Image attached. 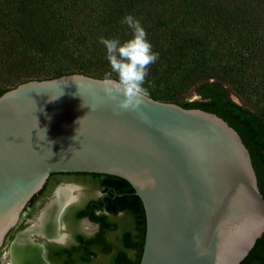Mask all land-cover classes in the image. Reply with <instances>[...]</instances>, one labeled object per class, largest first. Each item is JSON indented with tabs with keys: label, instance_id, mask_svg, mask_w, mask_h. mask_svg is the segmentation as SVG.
Returning a JSON list of instances; mask_svg holds the SVG:
<instances>
[{
	"label": "water",
	"instance_id": "water-1",
	"mask_svg": "<svg viewBox=\"0 0 264 264\" xmlns=\"http://www.w3.org/2000/svg\"><path fill=\"white\" fill-rule=\"evenodd\" d=\"M101 80H32L0 96V248L51 174H101L142 203L139 264H240L264 233V198L239 134L148 96L119 109Z\"/></svg>",
	"mask_w": 264,
	"mask_h": 264
},
{
	"label": "trees",
	"instance_id": "trees-1",
	"mask_svg": "<svg viewBox=\"0 0 264 264\" xmlns=\"http://www.w3.org/2000/svg\"><path fill=\"white\" fill-rule=\"evenodd\" d=\"M128 14L158 53L144 84L148 97L227 122L250 153L264 198V0H0V96L32 80L103 79L110 64L100 38L129 39ZM193 91L200 100L185 102ZM87 175L100 179L102 194L76 218L99 226L94 239L104 249L107 233L121 230L111 264H139L145 236L140 199L121 178ZM118 213L124 215L120 224L111 219ZM240 264H264V233Z\"/></svg>",
	"mask_w": 264,
	"mask_h": 264
},
{
	"label": "flooded vegetation",
	"instance_id": "flooded-vegetation-1",
	"mask_svg": "<svg viewBox=\"0 0 264 264\" xmlns=\"http://www.w3.org/2000/svg\"><path fill=\"white\" fill-rule=\"evenodd\" d=\"M81 180H84L85 182H89L93 187L98 188L100 190V195L97 198L101 196L102 190L97 185L100 181L99 178L97 179L85 173H64V174L57 173L53 175L51 174L47 178L42 189L40 190L42 191V193L39 194L40 192L39 191L36 194V195L38 194L39 195L38 197L35 198V201L31 203L30 201L28 202L22 215H25L30 218L32 216V211L34 210V207L37 201L43 198L45 195H47V193L49 192L51 188H54V190L51 191V196L53 199L59 188L72 187V186H67V185L75 184L76 182H80ZM72 188L75 190L74 186ZM72 195L74 199L72 200V202L68 204V207L66 208L63 214L62 224H64V221H63L64 216L66 215L68 211H71L72 209L71 216L73 218V221L75 222L87 221L89 224L94 226V228L93 227L87 228L86 233L76 232L74 234L70 233L67 230V232L71 235L72 239L66 245L59 244L56 242V240H50V239L48 240L47 238L46 239L40 238V236H37V235L30 236L31 242L37 245L38 248L42 250L43 256L49 264H90V263H94V261L95 262L97 261L96 264H111L113 254H115L117 249L121 247V243H120V233H121L120 231L121 230L107 233L105 239L108 245H107V248L104 249L103 248L104 245L102 247V245H100V243H97L95 241L96 239H94L96 233L99 232V226L97 224L91 223L86 218H82V219L76 218V214L82 211L89 201L95 200L97 198L86 199L85 196L83 197L78 194L75 195V193H72ZM50 201L47 204H49ZM47 204L44 207H46ZM42 210L40 211V213L42 212ZM40 213L38 214V216L40 215ZM120 216H122L121 220H123L124 219L123 213H118L114 217H111V219L112 221L118 223L117 221H115V219ZM37 218L35 222L37 221ZM35 222L32 223L26 229H23L17 233H14V236H12L11 233L14 229H16V227H18L17 226L18 224L13 230L9 232V234L7 235L3 243V246L0 248V251H1L5 247V243L8 242L7 243L8 252H7V255H5L4 257V260L2 257H0V264H10L11 247L17 241L18 235L26 231L30 227H32L35 224ZM58 233L59 235L62 234L60 231H58ZM115 233H118V234L115 235L112 239H110L109 235L115 234ZM89 239H94V240L88 243V246H87V243L84 241H87ZM104 250H108V252H105ZM81 257H87L89 259L88 263L80 262L79 260ZM5 259H7L8 261L5 262Z\"/></svg>",
	"mask_w": 264,
	"mask_h": 264
},
{
	"label": "clouds",
	"instance_id": "clouds-1",
	"mask_svg": "<svg viewBox=\"0 0 264 264\" xmlns=\"http://www.w3.org/2000/svg\"><path fill=\"white\" fill-rule=\"evenodd\" d=\"M123 22L132 30L129 39L122 42L119 38H100L110 64V71L105 72L100 82L107 97L116 102L119 109L135 111L149 95L144 84L149 66L158 59V53L153 52L146 30L138 19L128 14ZM59 231L62 234L56 242L66 245L72 239L67 225L60 224Z\"/></svg>",
	"mask_w": 264,
	"mask_h": 264
},
{
	"label": "bare ground",
	"instance_id": "bare-ground-1",
	"mask_svg": "<svg viewBox=\"0 0 264 264\" xmlns=\"http://www.w3.org/2000/svg\"><path fill=\"white\" fill-rule=\"evenodd\" d=\"M73 190L72 187L59 188L35 224L18 235L17 241L11 247L10 264H44L40 259L41 249L31 242L30 236L37 235L50 240L58 238L59 217L74 199Z\"/></svg>",
	"mask_w": 264,
	"mask_h": 264
},
{
	"label": "rangeland",
	"instance_id": "rangeland-1",
	"mask_svg": "<svg viewBox=\"0 0 264 264\" xmlns=\"http://www.w3.org/2000/svg\"><path fill=\"white\" fill-rule=\"evenodd\" d=\"M233 100L236 103H239L234 97H232ZM200 97L196 94V92H190L188 93V95L185 97V102H193V101H199ZM67 186H74L75 190L73 191V193L78 194L80 196H85L86 199H93V198H97L100 195V190L96 187H93L89 182H85L84 180H81L80 182H76L75 184H69ZM54 188H51L49 190V192L47 193V195H45L43 198H41L40 200L37 201L34 210L32 211V216L29 218L25 215H22L20 218V221L18 222V227H16V229H14L11 233L12 236H14V233H17L23 229H26L27 227H29L32 223L35 222L38 214L40 213V211L43 209V207L52 199L51 196V191H53ZM72 211V209H71ZM71 211H68L66 213V215L63 218L64 224L67 225V230L70 233H76V232H84L86 233L87 228H91L94 226H92L91 224H89L87 221H82V222H75L73 221V218L71 216ZM122 216L118 217L115 219V221H117L119 224L121 223ZM118 233L115 234H111L110 239H112L115 235H117ZM8 242L5 243V247L0 251V257L3 258L5 255H7L8 252V248H7V244ZM8 260L5 259V262H7ZM97 262V261H96ZM96 262L94 261V263H90V264H96Z\"/></svg>",
	"mask_w": 264,
	"mask_h": 264
}]
</instances>
